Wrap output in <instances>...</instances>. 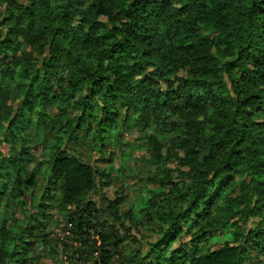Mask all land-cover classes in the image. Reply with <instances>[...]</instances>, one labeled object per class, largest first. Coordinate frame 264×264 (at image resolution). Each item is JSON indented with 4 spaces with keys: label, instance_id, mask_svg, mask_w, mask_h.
Listing matches in <instances>:
<instances>
[{
    "label": "trees",
    "instance_id": "1",
    "mask_svg": "<svg viewBox=\"0 0 264 264\" xmlns=\"http://www.w3.org/2000/svg\"><path fill=\"white\" fill-rule=\"evenodd\" d=\"M118 127H152L153 159L185 176L161 179L129 258L133 216L88 197L101 171L76 149L102 152ZM4 181L0 264H264V0H0Z\"/></svg>",
    "mask_w": 264,
    "mask_h": 264
},
{
    "label": "rangeland",
    "instance_id": "2",
    "mask_svg": "<svg viewBox=\"0 0 264 264\" xmlns=\"http://www.w3.org/2000/svg\"><path fill=\"white\" fill-rule=\"evenodd\" d=\"M79 1L81 5H86L89 2V0ZM77 21L75 19L74 24ZM29 128L32 126L30 125ZM152 132V127H138L129 130H120L118 127L102 152L92 150L90 137H87V140H84L76 148L82 159L90 161L92 165H97L101 171L96 177L95 188L88 194V197L97 203H100L102 196L109 199H120L117 202L120 216L123 217L126 212L133 216L131 219H128L127 216L125 218L124 225L130 231L118 226L120 235L124 237L122 255L128 258L135 255V251L141 243L145 244L143 247L145 248L152 240V232L148 230V227L151 226L148 225L155 215L154 209L163 202L162 197H158L161 179L169 173L173 184L177 183L178 187H181L185 180V176L178 172L175 161L166 160L164 162L153 159L147 142V135ZM71 146V143H68L66 150L71 151L73 148ZM180 170L186 171V168H180ZM3 183L5 181L0 182V186ZM145 203L149 204L148 209L143 208ZM64 214L65 211L60 210L56 202L48 201L45 214L46 231L54 234L59 233V228L64 224ZM230 230L231 228L228 227L220 229L213 241L200 242L199 250L204 251L206 248L222 244L228 239L226 233ZM180 261L181 264H188V260L185 258H181ZM43 262L55 264L49 256H45Z\"/></svg>",
    "mask_w": 264,
    "mask_h": 264
}]
</instances>
